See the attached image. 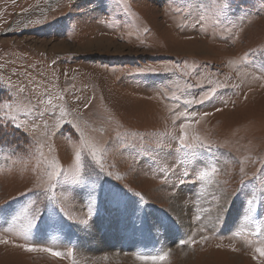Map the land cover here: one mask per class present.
Masks as SVG:
<instances>
[{
	"label": "rangeland",
	"instance_id": "374dc122",
	"mask_svg": "<svg viewBox=\"0 0 264 264\" xmlns=\"http://www.w3.org/2000/svg\"><path fill=\"white\" fill-rule=\"evenodd\" d=\"M260 248L264 0H0V264Z\"/></svg>",
	"mask_w": 264,
	"mask_h": 264
},
{
	"label": "snow or ice",
	"instance_id": "6c2138e0",
	"mask_svg": "<svg viewBox=\"0 0 264 264\" xmlns=\"http://www.w3.org/2000/svg\"><path fill=\"white\" fill-rule=\"evenodd\" d=\"M21 91H22V89H21ZM205 99H208V97H206ZM200 102L203 103L204 101H200ZM189 103H190V101H189ZM218 110H219V109H218ZM185 118H186V119H191V117H190V116H187V115H186ZM186 138H187V136H186V134H185V136L181 137V139L179 140V144H180L181 148H195V147H196L195 145H190V144H186V143H185ZM200 147H206V146L203 145V144H201ZM214 172H216V168H215V167H212V168H211V171H201V172H199V179L203 180V179H205L206 177L210 176V175H211L212 173H214ZM184 175L187 176L188 173L185 172ZM180 182L183 183V182H184L183 179H181ZM205 239H206V237H205ZM27 250H28V251H35L34 248H29V249H27ZM44 251H49V249H44ZM257 251L259 252V254H260L262 257H264V248L257 249ZM52 254L55 255V256H61V255H62V254L59 253V252H53ZM165 258H166V257H164V256H161V257H152L153 260H156V259H161V260H163V259H165Z\"/></svg>",
	"mask_w": 264,
	"mask_h": 264
},
{
	"label": "bare ground",
	"instance_id": "6f19581e",
	"mask_svg": "<svg viewBox=\"0 0 264 264\" xmlns=\"http://www.w3.org/2000/svg\"><path fill=\"white\" fill-rule=\"evenodd\" d=\"M121 235V234H120ZM116 238H118L117 236H116Z\"/></svg>",
	"mask_w": 264,
	"mask_h": 264
}]
</instances>
